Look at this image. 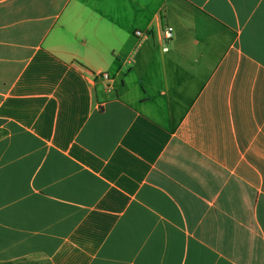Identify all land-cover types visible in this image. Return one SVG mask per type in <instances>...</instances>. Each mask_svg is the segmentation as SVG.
<instances>
[{
  "label": "crops",
  "instance_id": "0c3cea01",
  "mask_svg": "<svg viewBox=\"0 0 264 264\" xmlns=\"http://www.w3.org/2000/svg\"><path fill=\"white\" fill-rule=\"evenodd\" d=\"M38 260L264 264V0H0V264Z\"/></svg>",
  "mask_w": 264,
  "mask_h": 264
},
{
  "label": "built area",
  "instance_id": "2783aa9c",
  "mask_svg": "<svg viewBox=\"0 0 264 264\" xmlns=\"http://www.w3.org/2000/svg\"><path fill=\"white\" fill-rule=\"evenodd\" d=\"M140 35V34H138ZM172 37V28L171 27H165L164 30H163V38L168 41L170 40ZM164 50H167V48H164ZM101 77L103 79H108V75L107 74H102Z\"/></svg>",
  "mask_w": 264,
  "mask_h": 264
},
{
  "label": "trees",
  "instance_id": "16d2710c",
  "mask_svg": "<svg viewBox=\"0 0 264 264\" xmlns=\"http://www.w3.org/2000/svg\"><path fill=\"white\" fill-rule=\"evenodd\" d=\"M1 264H36V263L20 261V262H5V263H1ZM46 264H49V263L47 262Z\"/></svg>",
  "mask_w": 264,
  "mask_h": 264
},
{
  "label": "rangeland",
  "instance_id": "374dc122",
  "mask_svg": "<svg viewBox=\"0 0 264 264\" xmlns=\"http://www.w3.org/2000/svg\"><path fill=\"white\" fill-rule=\"evenodd\" d=\"M33 263H36V264H46L47 261L45 260H38V261H32Z\"/></svg>",
  "mask_w": 264,
  "mask_h": 264
}]
</instances>
